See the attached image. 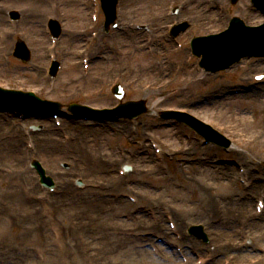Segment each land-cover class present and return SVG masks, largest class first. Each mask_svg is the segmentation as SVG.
Here are the masks:
<instances>
[{"label": "rangeland", "instance_id": "1", "mask_svg": "<svg viewBox=\"0 0 264 264\" xmlns=\"http://www.w3.org/2000/svg\"><path fill=\"white\" fill-rule=\"evenodd\" d=\"M215 2L218 6L214 4ZM247 2V0H240L234 6H230L227 0H157L153 6L149 7L148 0H119V28L111 29L107 33L103 28L104 16L100 9L98 10L101 14L97 13V19L91 18L95 8L92 0H76L69 3L65 0H48L47 2L45 0H0V37L7 39L0 41V53L2 51L9 53V62L0 63L2 87L31 90L41 98L60 103L61 110H65V107L73 103L110 108L118 100L111 95L109 88L114 81H118L124 90L123 101L144 99L147 107L154 108L157 112L173 109L190 113L228 137L232 146L230 150L234 152L229 153L212 145L205 146L200 138L184 125L160 119L158 114L152 113L140 115L135 123L123 122L124 128L119 126V123H108V127L100 124L77 125V123L63 120L61 127H55L49 118L24 121V119L17 120L11 117V120L4 123L1 121L0 140L9 142L8 145L0 142V148L17 151L16 165L24 174L20 179L14 177L13 171V175H9L7 170L11 169L12 165L5 161L0 162L3 165L0 166L2 167L0 210L3 211L0 214V250L5 248L12 250L10 254L5 251L0 253V264H21L22 262L23 264H58V262L59 264H75L77 263L76 253L71 241H74L76 247H82L77 236L78 230L74 231L72 239H69L64 237L60 226L53 229L57 237L53 235L51 229L49 230V236L45 241L43 240L45 243L42 248L43 253H33L32 260L29 256L24 258L20 254L27 252V248L35 244L33 237L24 239L19 237L17 244L12 240H3L7 233L13 237L20 235V232L25 234L26 231L22 228L23 223L27 227L36 229L34 226L39 215L31 217L30 220H23L26 219V212L18 213L19 211L15 209L22 202L17 203L11 200L12 191L17 189V195L22 197L23 204L28 203L30 213L36 212L41 201H45V193L36 184L37 179L28 168V163L33 158L40 160L47 174L54 178L57 192L65 187L63 182L68 179L71 184L69 189L75 197L76 193H81L73 190L74 180L79 178L84 185L81 189L82 193L92 194L94 191L91 186L97 188L105 186L108 198L127 201L129 206L133 207L121 209L125 212H122L120 217L130 223L124 231L131 230L137 238L141 235L139 230L143 226L141 220L135 221L134 217L143 215L151 221V215L149 211L133 209L134 207L158 206L159 209L165 210L164 227L168 229L167 217L176 224L174 218L176 213L188 224L199 222L204 224L206 219L203 214L202 217L193 216L186 219L185 213H179L178 210L182 205L185 208L194 207L199 213L205 214L204 208L211 207V205L202 207L205 196H210L211 201L214 198L222 200L221 194L229 190L234 194L235 202L245 201L238 200V195L244 191V187L239 182L238 187L231 183L230 190L227 187L228 182L223 181L221 173L216 170L220 168L218 165H223L239 171L241 170L239 167H245L242 163L248 162L251 163L250 169L257 178L264 173V79L256 80L257 76L264 75V58H244L230 70L215 73L201 71V78L206 80L190 81L192 74L188 72H193V75L200 73H197L195 58H190L188 40L194 35L219 31L232 15L245 17L250 24L259 23L260 15ZM49 4L54 6L51 11ZM170 6L177 9L175 15L172 14ZM81 10L85 12L84 18H78ZM12 11L19 14L15 22L9 17ZM75 14L77 17L73 16ZM159 17H163L164 20L160 22ZM50 18L58 19L62 25L60 38L54 44L45 29V23ZM182 19L190 22L189 29L179 35L176 40H171L168 37V23ZM203 19L205 23H202ZM157 24H160V33L155 35ZM132 28H135L133 32L130 31ZM98 31L101 32L100 35ZM131 33L140 36V43L137 39H131ZM78 36L84 38L82 46L80 42L77 44ZM17 38H22L30 49V60L27 62H22L12 55ZM70 43L72 44L69 45ZM168 44L172 45L169 49ZM178 45H182L183 51L173 52ZM39 52L43 55L42 60L37 57ZM96 54H101V58H96ZM51 56L60 62L62 68L55 80L47 76ZM84 64L88 65L86 69L83 68ZM71 66L75 68L69 73ZM75 75L77 78L73 77ZM180 89L182 93L178 94ZM36 125L37 127L43 125L45 129L40 132L32 131L33 126ZM18 134L23 136L21 143L17 141ZM80 134L87 135V143L97 159L95 167L92 166L94 160L88 156H76L75 145L79 139L76 137ZM41 135L53 136L58 146L62 139L63 147L60 149L62 153L59 150L51 156L47 155L44 147L42 148L43 143L39 142ZM144 140L147 146L143 144ZM149 142L156 143L157 148L162 152V160L155 158ZM134 155H146L147 161L135 163ZM108 157L113 160L107 168L104 162L100 163V161L109 160ZM64 162L71 167L68 171H64L61 166ZM72 165H78L80 170H75ZM123 165H129L131 170L124 176H120L118 169ZM205 168L207 171L204 170ZM109 174L116 176L114 184L107 181L108 185L104 180ZM201 176H206L204 181H201ZM193 185L197 186V192L190 189ZM208 186H214V188L210 191ZM140 193H142L141 196ZM129 195L135 201L137 199L138 203H130L127 198ZM27 197L35 201L32 202L33 206H30ZM257 199H259L258 195L251 196L248 200L249 204L242 215V222L247 217L244 216L245 214H255L254 207ZM104 207L101 208L102 212H112L111 207ZM40 211V215L51 212L50 210L45 213ZM14 213H17L20 218L19 224L15 223ZM72 215L66 217L63 223L68 227L70 225L77 227V221L79 222L82 216L78 215L75 218ZM228 217L231 218V214ZM220 220H222V214L216 223L222 226L219 231L224 226L229 227L225 232L222 230L225 233L221 235L222 240L220 237L215 240L214 234L210 232L208 244H202L189 235L185 237L183 232L188 226L184 224L180 230L171 234L173 245L180 248L182 244L189 247L196 245L203 250L201 255L189 253L192 255V264L198 258L204 259V255L211 251L210 248L215 243L226 247V251L217 261L214 255H209L210 264H264V239L257 240V235H264V220L252 219L247 224L241 223L237 218L232 219L231 224L219 222ZM252 224L258 229L253 228ZM205 225L209 228L211 226L206 223ZM211 229L212 227L209 231ZM149 231L162 235L155 229L150 230V226ZM148 234L145 233V235ZM175 236L180 238L177 239ZM116 241V245L122 252L124 246L119 240ZM142 241L146 242L145 237ZM89 242L93 244L87 247ZM100 242L99 236L86 237V242L83 241L86 247L81 249L82 253H86L87 248L96 247ZM147 243L153 246L152 249L159 247L156 242ZM39 244H42V241H39ZM237 244L240 246L236 250L232 249ZM133 245L136 248L135 242ZM16 246H20L18 250L22 251L15 252L13 248ZM67 254H70L73 263L65 261ZM149 255H158V252ZM19 259L21 261H17ZM84 259L87 262L90 261L89 257ZM119 259L124 261L123 264L130 261L135 264H148L135 257L125 258L124 254H121ZM157 263L178 264L172 260L168 262L158 260Z\"/></svg>", "mask_w": 264, "mask_h": 264}, {"label": "bare ground", "instance_id": "2", "mask_svg": "<svg viewBox=\"0 0 264 264\" xmlns=\"http://www.w3.org/2000/svg\"><path fill=\"white\" fill-rule=\"evenodd\" d=\"M47 1L48 0H45V2H47ZM65 1L69 3V2L76 1V0H65ZM155 2H157V0H148V6L149 7L153 6V4ZM49 5H51V4H49ZM34 11H35V9H34ZM73 16L77 17L76 14ZM84 17H85V12L83 10H81V13L79 12L78 18H84ZM159 18H160V20H159L160 22L164 20L163 17H159ZM199 21H200V19H199ZM202 23H205L204 19H203ZM123 30H126V29H123ZM8 32H10V31L8 30ZM155 32H156L155 35L160 33V24L157 27H155ZM98 34L100 35L99 31H98ZM152 34H154L153 31H152ZM138 36L139 35L131 33L130 37H131V39H135V40L137 39L138 43H140L141 38H140V36L139 37ZM2 37H0V41H2V40L6 41L7 40L6 37L5 38H2ZM156 38L158 39V37H156ZM17 40H18V44H17V48L15 50H18V48L24 44V41L21 38H17ZM76 40H77V44L80 42L81 46H82V44L84 42V38H82V36H80V37L78 36V38H76ZM71 44L72 43H70L69 45H71ZM171 46H172L171 44H168V46H167L168 49ZM173 52H177V51L175 49H173ZM45 54H46V51H45ZM37 57L39 60L43 59V55L40 54V52L37 55ZM262 58H264V57H262ZM6 62H9V53H7L6 51H2V53H0V63L2 64V63H6ZM74 68L75 67L71 66V68H69L68 72L70 73ZM188 73L192 74V79L190 81H192V80L200 81L203 78V77L201 78V76H200L201 75L200 71L197 72L200 74H194L193 75V72H188ZM73 77L77 78L76 75ZM193 77H195V79ZM203 80H206V79H202L200 82H202ZM184 81H185V79H184ZM193 82H190V83H193ZM2 90H3V87H2ZM175 91H176V89H175ZM177 93L181 94L182 90L180 89ZM134 107H137V109L140 111L139 113L146 112V113H152L153 115L158 114L160 119H162L165 116L166 117L170 116V112H157L156 109H154V108L146 107L145 104L140 105V104H137L135 102H130L127 105H125L124 107L121 106V108L118 110L122 111L124 108H134ZM84 111H86V108H83L81 110V112H84ZM91 123L93 124L94 122L91 121ZM115 123L117 124V122H115ZM115 123H113V124H115ZM124 125H125V123H123L122 121L119 122V126H122L124 128ZM70 126H72V125H70ZM18 135H19V138L17 139V141L19 143H21L23 136L20 134H18ZM55 135H56V133H55ZM60 138H62L61 135H60ZM63 139L65 140V137H63ZM76 139H78V141L75 145L76 146L75 152L77 153L76 156L77 157L88 156L89 158L94 160V163L92 164V166L96 165L97 159H96L95 155L93 154L92 149L89 147L90 145L87 143V135H85V134L81 135L80 134L78 137H76ZM0 141H1V143H3V145H8V142H9L8 140H0ZM39 142L43 143L42 148L44 147V151L49 156H51L52 154H55L56 152H58L63 147L62 146V142H63L62 139H61L60 146H58L57 140H56V138H53V136L44 137L43 135H41ZM143 144L147 146L145 140H144ZM48 146H50V148H48ZM192 146H193V144H192ZM235 149H236V147H235ZM23 150L25 151L24 148H23ZM27 152H32V151L27 150ZM228 152L230 153L232 151L229 150ZM61 153H62V151H61ZM232 153H234V152H232ZM235 155H236V153H235ZM108 158H110V157H108ZM133 158H135V163H143V162L147 161L146 155H142V156L134 155ZM112 160H113V158H110L109 160L102 159L100 161V163L104 162V164H105L104 166L107 167L110 164V161H112ZM2 161L8 162L10 165H12L11 166L12 170L11 169L7 170L9 175H13V173H12V171H13L14 177H16L17 179H20V177L24 174L23 171L20 172V169H18L19 168L18 165H16V163H17L16 161H18L17 151L3 150L2 148H0V162H2ZM242 164H245V167H244L245 169H244L243 173H239V171H235L234 168H231L228 166H223V165H218L220 168H217L216 171H219V173H221V179L223 181L228 182V185H229V186L227 185L228 188L231 187L230 186L231 183L235 184L238 187V182L244 187V189H243L244 191L238 195V200H242V199L245 200L243 203L235 202L233 200L234 194L232 192H229V190H228V192L221 194L222 200L214 198V200L211 201L210 196H205V198H203V200H205V201H204V204L202 205V207L207 206V205H211L210 208H204L205 214L199 213L197 211V209H195L194 207H186L185 208L182 205H181V208H179V210H178L179 213H185L186 219H188L189 217H193V216L202 217V214H203L204 218L206 219L205 223L210 224L211 225L210 228L212 227V229H211L212 232L207 230V233L209 235H211L210 233H213L214 234L213 238L215 240H218L219 237L221 238V235L225 234L224 232L229 229V227L224 226V228L222 229L224 232L222 230L219 231L222 226H221V224L216 225V223H218V218L221 214H222V220H220L219 222H223L225 224H231L230 221L234 218L239 219L240 222L243 224H247V222L252 221V219L262 220V221L264 220V173H262V175L260 177H258V178H262L259 180L257 178V175H255L250 169L251 163L247 162V163H242ZM208 165H210V164L208 163ZM0 166H3V165L0 164ZM72 168H74L77 171L80 170L78 165H72ZM204 170L207 171L206 168ZM0 171H2V167H0ZM115 177L116 176L109 174V175H106L104 180L106 181V183H107V181H109V182H112L114 184ZM205 177L206 176H201V181H204ZM63 183H64L63 185L65 187L59 191L58 195L51 196L50 198H48V195H46L45 201L42 200L40 207L37 208L36 212H33V213H30L28 203L25 202L27 205L23 204L22 197L17 195L18 190L14 189L15 191L14 190L12 191L13 198L11 200L14 202H17V203L22 202V204L18 205V208H15V209L17 211H19L18 213L26 212L25 213L26 219H23V220H30L31 217H33L35 215H37V216L39 215L38 216L39 219L36 221L37 223L34 226L36 229L31 228V227H27L23 223L22 228L26 231L25 234L23 232H20V235L18 234L17 237L16 236L13 237L7 233L3 237V240H12L13 243H16V244L18 243V240L20 239L19 237H21L22 239H24L25 237L26 238L33 237L32 240L35 244L29 246V248H27L28 251L25 253H21L20 254L21 256H23L24 258H27V256H29L30 260H32L31 258L33 257V253H35V254L43 253L42 248L45 245L44 241H45L46 237L49 236V230L51 229L53 235L55 237H57V234L53 231V229L58 228L57 226H60L62 231H63L64 237H69V239H72V237L74 235V231L78 230L77 236L80 239L82 247H80V248L76 247L74 241L73 240L71 241L72 246H73L72 248H73L74 252L76 253V256H75L76 262L78 264H123L124 261H121L119 259V256L121 254H124L125 258L128 256L130 257V259H131V257H135L137 260L138 259H140V261L144 260L148 264H153L152 262L159 264V263H157L158 259L149 255L150 252L147 249H145V248L139 249L137 247L135 248V245H133L134 242L136 243V245L138 247L140 246L141 242H140L139 238H137L135 236L134 232H132L131 230L124 231V229L129 227L130 223L127 222L126 220L121 219L120 215H122L125 212V211H121V209H125L126 207H128L130 205L127 201H125V200H114V199L108 198V195L106 194L107 192H106L105 186H101L99 188L91 186V188L94 191L92 194L77 193L76 196L74 197L73 192H71L69 189L71 184H69L68 179H66ZM115 185H116V183H115ZM213 188H214V186H208V189H210V191ZM190 189L191 190L193 189L196 191L197 186L193 185V187L191 186ZM14 193H16V194L14 195ZM141 195H142V193H140V196ZM257 195L259 196L258 200L263 199V210L261 211V214L260 215H258V214L257 215H255V214L251 215V214L247 213L244 215V216H247L246 219H244L242 222L241 218H242V215L246 212L244 210H245V208H247V206L249 204L248 200H250L251 196H257ZM26 199L29 200L30 206H33L32 202H35V201L30 199V197H28ZM198 200L201 201L200 199H198ZM137 201L138 200L136 199V203H138ZM23 206H24V208H23ZM50 206H52V207H50ZM102 207H104V208L111 207L112 209L110 211H112V212L111 213L102 212V210H101ZM129 207L132 208L133 206L132 207L129 206ZM25 208H27V209H25ZM133 209H142L145 211H149V213L151 215V221L146 219V217H144L143 215L138 216V217H136V216L134 217L135 221L141 220V222H142L141 224L143 227H142V229L139 230L140 233H149L150 232L149 226H150V230L155 229L158 232L162 233V236L168 237V235H167L168 233H167V231L164 227V223H163V221H164L163 216H164L165 210H162L161 208L159 209L158 206H154V207H150V208L134 207ZM40 210H42L43 213H45L47 210H50L52 213L48 212L46 214L40 215V213H41ZM1 212H3V211L0 210V214H1ZM117 212H118V214H117ZM70 214H73L72 216H74L75 218L78 215L82 216L79 219V222L77 221V224H78L77 227H74L71 225L68 227L67 225H65L63 223L64 219L66 217H68ZM176 214H177L176 215L177 217L174 216V218H175V222H176V231H177V230H180L182 228V226H184V224L188 225V223L186 220H182V218H180V215L178 213H176ZM229 214H231V216H232L231 218L228 217ZM14 215H15L14 216L15 223L19 224L20 218L18 217V214L14 213ZM131 215L133 216V214H131ZM173 215H174V213H173ZM173 215H171V216H173ZM73 218H72V220H74ZM52 220H53V223L55 221H56V223H54V224L51 223ZM252 227L258 229L256 227V225L252 224ZM251 230H252V228H251ZM88 236H89V238H94V237L99 236V238L101 239V242L98 243L99 245H96V247L92 246L91 248H87V252L83 254L81 249L86 247V245L83 244V241L86 242V237L88 238ZM257 236H258L257 240L264 239V235H257ZM146 239H148L149 241L153 240L150 236L146 237ZM38 240L42 241V244H39ZM116 240H119L122 243L121 245L124 246V249L122 252L120 251L119 246L116 245V242H117ZM220 240H222V238ZM91 244H93V243L89 242L87 247L90 246ZM20 246H18V247H20ZM238 246H240V244L235 245L234 247H232V249L234 248L236 250V248ZM18 247L17 246L14 247L13 250H15V251L17 250L18 252H21L22 250H20V249L18 250ZM195 247H188L187 246L188 250L185 249V251L190 252V253H197V254L201 255L203 250H201L196 245H195ZM5 249L0 250V253H2V251H4ZM210 250L211 251H209L207 255H204L203 264H210L209 255H211V256L214 255V257L216 258V261L218 259L222 258V256L224 255L223 253L226 251V247L215 243L214 246L210 248ZM162 254H166V253H164L163 250H160L159 256L161 257ZM147 255L151 256L152 258L147 256ZM66 256H67V257H65L66 262H70V263L74 262L73 259H71L70 254H67ZM84 257H89L90 261L87 262L84 259ZM212 258L213 257H211V259ZM199 259H202V258H199ZM67 260H69V261H67ZM17 261H21V259H19ZM127 261H126V263H127ZM77 263H75V264H77ZM15 264H17V263H15ZM21 264H23V262ZM58 264H59V262H58ZM127 264H135V263L130 261Z\"/></svg>", "mask_w": 264, "mask_h": 264}]
</instances>
